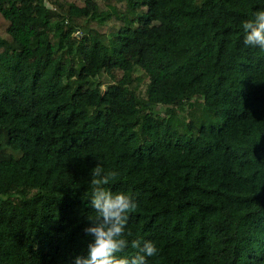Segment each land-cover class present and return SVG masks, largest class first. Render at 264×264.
I'll list each match as a JSON object with an SVG mask.
<instances>
[{
    "label": "trees",
    "instance_id": "1",
    "mask_svg": "<svg viewBox=\"0 0 264 264\" xmlns=\"http://www.w3.org/2000/svg\"><path fill=\"white\" fill-rule=\"evenodd\" d=\"M258 10L0 0V264L87 254L98 163L137 203L125 238L155 242L148 264H264V50L242 30Z\"/></svg>",
    "mask_w": 264,
    "mask_h": 264
},
{
    "label": "clouds",
    "instance_id": "2",
    "mask_svg": "<svg viewBox=\"0 0 264 264\" xmlns=\"http://www.w3.org/2000/svg\"><path fill=\"white\" fill-rule=\"evenodd\" d=\"M242 30L246 46L264 50V10L256 11L253 18L245 20ZM91 177L89 204L96 215L88 217L90 223L84 232L92 240L87 245V254L75 257L73 264H148L147 258L158 253L155 242L139 239L129 242L125 238L129 214L136 210V201L124 192L113 193L105 189L108 176L99 163L91 170ZM129 247L135 254L122 255Z\"/></svg>",
    "mask_w": 264,
    "mask_h": 264
},
{
    "label": "rangeland",
    "instance_id": "3",
    "mask_svg": "<svg viewBox=\"0 0 264 264\" xmlns=\"http://www.w3.org/2000/svg\"><path fill=\"white\" fill-rule=\"evenodd\" d=\"M140 75H143L144 76V81H143V86H144V83H145V81L147 80V78H146V76L144 75V73H143V71H141V70H138L137 71ZM199 118V117H198Z\"/></svg>",
    "mask_w": 264,
    "mask_h": 264
}]
</instances>
